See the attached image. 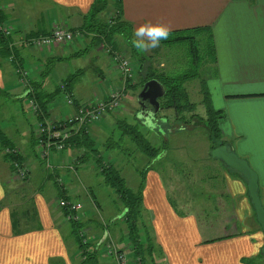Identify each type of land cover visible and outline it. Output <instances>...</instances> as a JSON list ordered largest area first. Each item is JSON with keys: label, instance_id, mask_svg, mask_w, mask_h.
Listing matches in <instances>:
<instances>
[{"label": "crops", "instance_id": "crops-1", "mask_svg": "<svg viewBox=\"0 0 264 264\" xmlns=\"http://www.w3.org/2000/svg\"><path fill=\"white\" fill-rule=\"evenodd\" d=\"M114 13L132 33L141 24L163 22L170 25L171 33L206 32L210 37L214 63L209 85L204 83L213 108L222 113L221 140L257 174L258 196L264 207V0H0V29L6 25L10 28L7 34L0 31L8 41L5 50L0 45V108L4 114L0 117V264H81L74 223L65 219L66 211L57 205L56 199L63 193L54 184L55 176L63 175L66 180L67 199L81 203L79 222L92 225L88 228L92 238L94 227L102 226L94 218L100 207L92 204L95 195L82 172L86 168L84 151L77 154L74 146H69L52 157L53 165L74 162L76 170L45 171L34 147L36 118L27 112L24 101L28 94L39 98L55 94L46 105V115L59 120L73 115L78 104L104 97L109 87H118V73L98 48L102 42L112 51L125 47L121 35L106 38L101 33L107 17ZM56 24L81 31L84 36L75 37L66 46L41 51L23 42L26 37L48 35ZM77 61L85 62L84 70L70 69ZM20 68L26 72L25 85L20 83ZM57 74L61 75L58 79ZM61 83L73 106L65 105ZM13 145L16 155L19 150L30 168V178L23 184L10 181L12 167L3 150ZM29 146L36 151L34 159L28 154ZM220 164H216L219 179L227 188L220 191L221 206L215 207L220 214L211 228L214 235L202 226L210 223L200 220L206 213L178 212L176 204L174 208L166 199L160 175L152 173L157 183L152 188L154 199L149 206L143 199V207L151 213L149 221L155 230L152 232L147 224L150 251L157 261L153 264H264V235L248 198L246 181ZM78 178L87 191L77 184ZM100 249L95 263L113 264ZM129 263L137 264L134 260Z\"/></svg>", "mask_w": 264, "mask_h": 264}, {"label": "rangeland", "instance_id": "rangeland-1", "mask_svg": "<svg viewBox=\"0 0 264 264\" xmlns=\"http://www.w3.org/2000/svg\"><path fill=\"white\" fill-rule=\"evenodd\" d=\"M102 12H103L102 14H105L104 13L105 10ZM98 17H100V15ZM92 18H94V16H92ZM93 22L95 21L93 20ZM100 24L101 22L98 25ZM3 29H5L6 33L10 31V28L7 27V25L3 27ZM180 33L181 32H179V34L176 35H171V37L169 38L177 39V37H180L183 38V40H178V41L172 40L168 44L165 45L160 44L159 47L154 48L155 50L153 54L152 53L150 54L149 51L148 52L138 51L136 48L134 49L133 47L131 48L123 47L120 50V53H124L131 61L132 67L134 69L132 84H137L139 82V78H141L144 75V73L148 70L146 69L148 65L151 66V69L155 72V74L169 76V78L176 80L175 83H179L184 75H190V76L192 75V78H189L184 81L183 86L185 87V90L188 93L190 101L198 104L196 113L199 114V116H203L204 107L201 106L198 102L201 101L200 81H205L209 85V81L207 79L210 78L212 57L211 54H209V50L207 49V40L209 41L210 37L207 36L206 32L184 31L181 34ZM123 42L124 45L125 44L127 45V42L125 40H123ZM130 49H134V50L131 51ZM192 50H195V54H193ZM129 51L131 52L135 51L134 58L130 57V55L128 54ZM148 54H150V56ZM140 61L143 62V67H142L143 69L141 70H139L140 66H138ZM84 64H85L84 61L83 62L77 61L76 63H71L70 69L73 70L75 67L83 69L85 67ZM84 74H86L85 71ZM60 77H61L60 74L56 75L57 79ZM20 83L23 84L21 80ZM140 90L141 88H135L126 91V96L124 97V101L122 102L123 107L121 106L119 109H117V110H121L118 114H116L117 116L114 115L116 116V118L124 117L130 123H135L132 116L134 115V113H136L138 109L137 96L140 93ZM209 91L211 92L210 88ZM66 94L69 95L67 92ZM27 96H29V98L26 99V102L24 101V103L27 112H29V114L32 115V117L36 118L33 129V132L36 134L35 135L36 137L37 136L36 127H37V123L40 122L41 117L33 115L30 109H28V102L31 100L36 102V100L34 99V97H31L30 94H28ZM165 113L169 114L167 120L172 121V119L174 118L172 112H166L162 110L159 112V117L161 118L164 117ZM30 115H28L29 121L33 119ZM3 116L4 114L1 107L0 108L1 119L3 118ZM44 118L56 120L50 116H47L46 114H44ZM129 118L131 120H129ZM157 121H158V127L154 131L147 128L142 120H141L142 125L140 126V131L142 136L153 146L162 147L163 143L165 142L164 145L165 148H161L159 150V154L161 152H166V155H164L161 158L159 157L158 154L157 161L154 160L150 162V159L144 156V154L140 152L137 149V147L134 145V143L129 139H124L123 141H120L119 143L120 150L108 151L102 149L101 145L105 140L104 137L108 138L111 135V130H109L108 128H102V130H100L101 129L100 126L94 125L93 128L95 129L96 132L101 131L99 132L100 133L99 136H97L98 134L97 135L90 134L93 140L96 142L95 146L98 149V152L100 153V155L97 154V156L102 157L103 162L107 161L106 163L112 164L113 166H115L116 169L119 170V173L125 180L128 189L137 192V190L140 188L142 190L141 193L143 199L146 201L147 206H149L148 205L149 201L154 199V190L152 188L156 186L157 183L152 173L157 172L160 175L159 178L160 183L165 187L167 201L171 203L173 207L176 204V209L178 210V212H180L179 210H183L184 212H193L196 215H198V212L206 213L205 216L207 218L202 217L200 220L201 221L209 220L210 223L208 224L205 223L202 226L205 228L208 227L211 235L216 234L215 231L213 232L211 230V228L214 227L213 225L219 218L218 215L220 214L219 212L217 213L215 207L217 205L221 206L220 205L221 196L219 194L221 190L224 191L223 189L224 187L227 188V185L224 184V182H222L219 179L221 174L218 173L216 164L219 165L220 163L219 162H215L216 164L213 163L212 158H210L209 156L210 144L208 143L209 142L208 136L205 130L203 129V126L200 123H198V121H196L195 119L193 123L189 125L187 124L179 125L175 123H170L169 127L160 124V122L163 121L162 119L161 120L157 119ZM0 122L2 121L0 120ZM0 127L2 126L0 125ZM115 140L116 141L118 140V136L116 134H115ZM34 147H36V149L38 150V156H40L39 154L40 150H43L44 146L42 144L37 145L35 139ZM39 147H41V149ZM72 149L76 150L77 154L83 153L84 150L82 148H77L76 146ZM5 150H12L13 152L16 153V148L14 147V145L10 149L9 148L7 149L6 147L3 150V152ZM69 152L71 151L69 150ZM17 153H18V157H20L19 150L17 151ZM28 154L31 156L32 159H34L33 154L36 155V151L34 150V148H32V146H29ZM86 155L87 158L84 161V167L88 168L89 170L85 168L82 169V172L84 174V179L88 184L89 191L92 192L93 195H95L96 203L95 202L93 203V198H92V204H98L100 207V209L98 208V211L100 213L96 211L94 218H96L98 221H101L102 226L94 227L95 229L93 236L95 237L92 238L91 235L92 231L90 229L88 231V228L91 227L92 225H89L86 223V221H84L85 224L82 227L86 230L83 232L81 230L80 233H84L85 235L84 239L86 244L87 243L91 244L89 245L90 248L94 252L97 251L99 253L101 252L100 248L104 247V246L102 247L99 246L102 244L101 239L103 238L104 234L105 235L109 234L106 242L108 240L111 241L116 245L118 251L122 252L124 256L123 264H130L129 262L133 259H131V255L128 256V254H130L132 250L129 247L125 248L123 247V245L120 244V242L122 241L125 243V241L123 240L125 239L124 237L125 235H122L125 230L124 220L121 217L122 207L118 203L116 195L113 193V191L104 184L101 176L98 174V170H96V168L93 167L94 161L92 154L90 152H87L85 156ZM23 160L29 161L28 159H23ZM31 161L33 160H30V162ZM15 162H16L15 160L14 161L12 159L10 160L11 165ZM46 162H48L49 163L48 165L51 166L49 160ZM51 162L54 163L52 156H51ZM65 164H69V163H65ZM70 165H72L73 167L76 166L74 162H72ZM65 167L68 168L67 165L61 168L55 167L53 165L50 168H52L53 172H55L56 168L60 170H67ZM21 168L26 170V173L23 174L22 179L25 177V175L26 178H24L23 180H17L16 178L14 180L11 174L10 177L11 182L23 184V182H26L30 178V168L24 161L21 162ZM43 168L45 169V171H51V169L47 168L44 164H43ZM16 175L17 177L20 178V175L18 174ZM168 179L170 180L169 182ZM55 180H56L55 183L59 188L60 186L58 185V183L63 186V189L66 187V189H64V192L66 196L69 197L68 196L69 186L66 183V180L64 179L63 175L55 176ZM166 183H168V185ZM77 184L83 189L84 192L87 191L80 178L77 179ZM59 191L62 193L60 189ZM70 202H76L81 205V203L77 201L70 200ZM62 210L65 212L64 209ZM67 215L68 214H66L65 217L66 220H67ZM142 215H143L142 221L145 222L146 226L148 224V227L151 225V230L152 232H154L155 230L152 227V223L149 221V218L152 217L151 213L148 211V209L144 208ZM79 223L81 224L82 222ZM108 227L110 228L109 232L107 230ZM161 251H162L161 249L158 250L160 254ZM106 253L107 252L103 251L101 255L104 254V256H107ZM159 257L160 256H156V258L158 259ZM156 264H160V263H156Z\"/></svg>", "mask_w": 264, "mask_h": 264}, {"label": "trees", "instance_id": "trees-1", "mask_svg": "<svg viewBox=\"0 0 264 264\" xmlns=\"http://www.w3.org/2000/svg\"><path fill=\"white\" fill-rule=\"evenodd\" d=\"M117 11L119 8L116 9ZM100 12V11H99ZM119 12V11H118ZM96 17L94 14L91 15ZM92 18V20L94 19ZM102 34L104 37H112L115 35H121L124 40L127 42V45L125 44V47L131 48L133 47L131 44V40L133 39V33L131 30V27L123 22L120 21V17L118 15L115 16L114 23L102 25ZM182 33V32H181ZM180 33V34H181ZM179 34V32H172L171 35ZM172 40L178 41L183 40V38L177 37V39H171L168 38L165 41H162L161 44L165 45L171 42ZM7 39H4L3 36H0V45L1 48L5 50ZM167 46V45H166ZM134 48V47H133ZM135 49V48H134ZM134 49H130L133 51ZM207 49L209 50V54H211L212 57V63H214V57L212 54V46L210 41L207 40ZM129 51L128 54L130 57H135V51L131 52ZM193 54H195V50H192ZM139 61V60H138ZM140 69H143V62L140 61L139 63ZM148 69L144 75L139 78V82L137 84H131L128 83L127 86H125V96H126V90L127 87L130 88H141L143 87L144 83H146L149 80H157L159 83H161L165 90V95L159 99L160 103V111H166V112H172L174 118L171 120H167V117L169 116L168 113H165L164 117H159V112L156 114V119L163 120L160 122L162 125H166L169 127L170 123H175L179 125L183 124H191L193 123L194 119L198 121L203 126V129L205 130L208 140H209V156L210 151L223 145H227L224 143V141L221 140V134H220V128L219 123L220 119H222V113L221 111H217L213 108L211 104V98L210 94L207 91V88L205 86L204 81H200V93H201V101L198 103L204 107V114L203 116H199V114L196 113V109L198 104L193 103L190 101L187 91L185 90V87L183 86L184 81L192 78V75H184L179 83H175V79L169 78V76L155 74V72L151 69V66L148 65ZM119 79L121 80V77L119 76ZM56 95H46V96H39L35 95L34 99L36 100L37 104L39 105L41 111L43 114H46V105L50 101L54 99ZM123 107V105H122ZM121 110H117L116 112L109 113L107 115H104L103 118H101L97 124L91 125L90 123H82L79 124L78 121L72 120L71 122H66L64 127L69 128V130L76 131V134H72L71 137L68 139L69 141L65 145V151L69 149V146H76L77 148L84 149V156L87 154V152H90L93 156L94 166L96 170H98V174L101 176L104 184L108 186L113 193L116 195L118 203L122 207L121 211V217L124 220V232L122 235H125V243L120 242L121 245L125 248H130L132 251L129 255H131V259H133L137 264H153L155 259L152 256V253L150 249H152V241L150 240L149 231L147 229V226L143 220V196L141 193V189L139 188L137 192L132 191L127 188L125 180L120 175L119 170L115 168L112 164L104 163L102 157L97 156L100 155L98 152V149L96 148V142L93 140L90 134H95L99 136V132H96L93 128L94 125L100 126L102 128H108L111 130V135L108 138L104 137V142L102 143V149L104 150H120V141H123L124 139H129L134 143V145L137 147V149L144 154V156L148 157L151 161H154L158 154L159 150L161 148H165V142L163 143L162 147H156L153 146L150 142H148L141 134L140 126L142 125L141 120L137 118L138 114L140 113V106L138 105V109L136 113L132 116L135 123H130L126 118H116V114H118ZM116 115V116H114ZM190 115V116H188ZM48 116V115H47ZM129 120H131L129 118ZM104 121H107V124H105ZM165 122V123H163ZM115 134L118 136V140H115ZM228 146V145H227ZM8 148V147H7ZM10 149V148H9ZM12 151V150H10ZM6 156L9 157V161L12 159L15 160L18 164L21 165L22 159L18 157L15 153L11 152L10 155ZM87 158V155L85 156ZM43 161V160H42ZM43 164L47 167V162L44 160ZM69 164H64V166ZM53 166V163L51 164ZM55 166V165H54ZM62 167V165H59ZM58 165L55 167H59ZM12 171H13V166ZM51 169L53 172V169L50 167H47ZM60 168V167H59ZM67 171L70 173L71 171L69 168L65 167ZM64 168V169H65ZM74 169L77 168V165L73 167ZM57 169V168H56ZM227 169V168H226ZM229 170V169H227ZM11 171V172H12ZM48 171V172H51ZM234 172V171H233ZM236 173V172H235ZM239 175V174H238ZM240 176V175H239ZM241 177V176H240ZM54 184H56L54 182ZM144 184V182H143ZM57 185V184H56ZM141 187V186H140ZM143 188V185H142ZM63 197L64 199H67L66 194L64 192ZM62 198L58 195L57 202L59 200H62ZM75 226V242L78 249V255L81 259V264H96V256L97 252L93 251L89 245L91 244H83L82 238L80 237V232L82 230V225L79 222H75L73 224ZM88 245V246H87ZM87 246V247H86ZM102 247L101 245H99ZM148 258H151L148 262Z\"/></svg>", "mask_w": 264, "mask_h": 264}, {"label": "built area", "instance_id": "built-area-1", "mask_svg": "<svg viewBox=\"0 0 264 264\" xmlns=\"http://www.w3.org/2000/svg\"><path fill=\"white\" fill-rule=\"evenodd\" d=\"M117 14L114 13L107 17V24L114 23L115 16ZM3 34H7L5 29H0ZM84 34L81 31H72L68 26L63 24H56L53 25L52 30L48 35H37L26 37L24 39V43L29 45L30 47L37 49V50H46L50 49L51 47L55 46H66L71 44L75 37H83ZM99 49L109 57L110 62L112 63L115 71L121 77L120 85L118 87H109L106 92L104 93V97H93L90 102H86L84 104H78L75 112L73 115L64 117L59 120H51L44 118V114L41 111L39 105L35 101L28 102V109H30L33 115L41 117L40 122L37 123L36 127V144H42L44 146L43 150H40V159L50 161L51 156H55L56 154H60L65 151V145L69 141L68 139L71 137L72 134H76V131L69 130V128L64 127L66 122H71L72 120L78 121L79 124L82 123H90L91 125L97 124L98 121L103 118L104 115L109 114L110 112H116L122 106V102L124 101L125 97V86L128 83L132 84V78L134 69L132 67L131 61L129 58L124 54L120 53V51H112L111 48L106 45L104 42L99 44ZM21 76V82L25 85L27 83L26 72L21 68L17 71ZM59 89L64 94V102L68 106H73L72 98L66 94L65 86L61 83L59 84ZM37 147V146H36ZM41 149V147H39ZM10 150H6V154L10 155ZM15 153V152H13ZM16 154V153H15ZM47 167H51L48 165ZM13 171L11 172L12 178L15 180H23V174L26 173L25 169L21 168V165L17 162L12 164ZM64 164L62 165V167ZM68 168L70 170H74L72 165H69ZM20 175V178L17 175ZM63 181V180H61ZM60 186V190L64 192L63 186L58 183ZM65 193V192H64ZM58 207L64 209L66 211L67 220L72 222H78L80 216L78 215L82 210V206L76 202H70L68 199L62 198L57 202ZM83 232V231H82ZM107 233V232H105ZM108 235L103 236L101 239V246L102 250L107 252L106 255L112 258L113 264H123L124 263V256L122 252H119L116 245L111 241H107ZM80 237L82 238V243L86 244L85 242V235L84 233H80ZM106 242V243H105ZM105 248V249H103Z\"/></svg>", "mask_w": 264, "mask_h": 264}, {"label": "water", "instance_id": "water-1", "mask_svg": "<svg viewBox=\"0 0 264 264\" xmlns=\"http://www.w3.org/2000/svg\"><path fill=\"white\" fill-rule=\"evenodd\" d=\"M164 95L165 90L161 83L157 80L147 81L144 83L137 96V102L140 106V110H147L145 104H148L151 106V110L154 114H157L160 108L159 99H161ZM210 157L222 163V165L230 171L236 172L246 181L248 197L251 202L256 221L264 235V207L262 206L258 196V177L255 171L245 160L239 158L234 152H232L227 145L219 146L211 150ZM261 253L264 255V247L262 248Z\"/></svg>", "mask_w": 264, "mask_h": 264}, {"label": "clouds", "instance_id": "clouds-1", "mask_svg": "<svg viewBox=\"0 0 264 264\" xmlns=\"http://www.w3.org/2000/svg\"><path fill=\"white\" fill-rule=\"evenodd\" d=\"M171 30L170 25L163 22L141 24L134 30V38L131 40V44L138 51L148 52L159 47L162 41L167 40ZM156 116L150 108L138 114V118L143 121L144 125L153 131L158 127ZM164 155L166 152H161L159 157L162 158Z\"/></svg>", "mask_w": 264, "mask_h": 264}, {"label": "flooded vegetation", "instance_id": "flooded-vegetation-1", "mask_svg": "<svg viewBox=\"0 0 264 264\" xmlns=\"http://www.w3.org/2000/svg\"><path fill=\"white\" fill-rule=\"evenodd\" d=\"M145 107H146V109H151V106L150 105H148V104H145ZM144 111H146V110H144Z\"/></svg>", "mask_w": 264, "mask_h": 264}]
</instances>
